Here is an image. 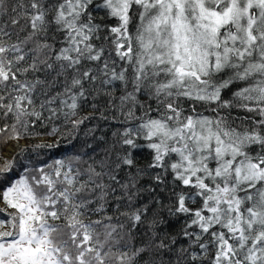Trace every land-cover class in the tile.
Listing matches in <instances>:
<instances>
[{
  "label": "snow or ice",
  "instance_id": "snow-or-ice-1",
  "mask_svg": "<svg viewBox=\"0 0 264 264\" xmlns=\"http://www.w3.org/2000/svg\"><path fill=\"white\" fill-rule=\"evenodd\" d=\"M100 100L0 151V264H264V0H0V145Z\"/></svg>",
  "mask_w": 264,
  "mask_h": 264
},
{
  "label": "trees",
  "instance_id": "trees-1",
  "mask_svg": "<svg viewBox=\"0 0 264 264\" xmlns=\"http://www.w3.org/2000/svg\"><path fill=\"white\" fill-rule=\"evenodd\" d=\"M89 101H91V97H89ZM97 103V109H94L92 107V103H86L84 106H82L80 115H91L94 118L86 120L85 123L81 125L78 133L74 134L77 138L72 140L71 144L68 143V139H71L70 137L68 139H62L61 135H49L48 133L51 131V125H49L47 129H38V131L41 132L40 136H33L26 140L22 139L21 141H19L18 145L15 142L11 144L13 147V152L18 154L19 158L26 160L28 159V152L31 151L33 145L39 144L42 141L50 144L59 142L60 145L58 149H42L40 151V156L45 159L49 157L59 158L62 155H68L73 151V146L76 150H78L85 142L93 144L97 149L107 147L108 144L112 143V132L115 131L119 127V125L110 119H101V111H104V102L100 100ZM104 114L111 115V113L108 111H105ZM56 123L61 127L62 134L68 131V129L63 127L62 120L57 121ZM89 129H95L92 135H86ZM101 137H103V140H100ZM4 147L5 146L0 145V151H2ZM22 149L25 151L22 152ZM138 159H140L141 162L143 160L142 157H138ZM170 230L173 232V234L178 231L179 222L173 224ZM180 244H184L183 239L180 240Z\"/></svg>",
  "mask_w": 264,
  "mask_h": 264
},
{
  "label": "bare ground",
  "instance_id": "bare-ground-1",
  "mask_svg": "<svg viewBox=\"0 0 264 264\" xmlns=\"http://www.w3.org/2000/svg\"><path fill=\"white\" fill-rule=\"evenodd\" d=\"M12 148L13 147L11 145H8V146L4 147V149H3L4 153L3 154L7 155L8 152L9 153H12L13 152V149Z\"/></svg>",
  "mask_w": 264,
  "mask_h": 264
},
{
  "label": "rangeland",
  "instance_id": "rangeland-1",
  "mask_svg": "<svg viewBox=\"0 0 264 264\" xmlns=\"http://www.w3.org/2000/svg\"><path fill=\"white\" fill-rule=\"evenodd\" d=\"M10 145H11V144H10ZM11 146H12V145H11ZM12 149H13V148H12ZM2 152L4 153V151H3V150H2ZM12 153H13V152H12ZM12 153H9V152H8V154H7V155H11Z\"/></svg>",
  "mask_w": 264,
  "mask_h": 264
}]
</instances>
